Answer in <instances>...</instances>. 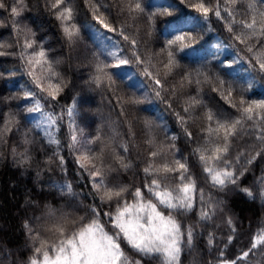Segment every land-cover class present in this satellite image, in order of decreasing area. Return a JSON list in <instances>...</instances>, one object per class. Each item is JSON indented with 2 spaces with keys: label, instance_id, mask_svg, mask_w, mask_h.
<instances>
[{
  "label": "trees",
  "instance_id": "16d2710c",
  "mask_svg": "<svg viewBox=\"0 0 264 264\" xmlns=\"http://www.w3.org/2000/svg\"><path fill=\"white\" fill-rule=\"evenodd\" d=\"M48 2L27 0L29 11L17 18L19 31L12 26L9 14L0 10V22H3L0 23V44L6 45L0 48V52L5 53L0 55V264H27L32 256V241L25 224L39 229L47 221L49 210H60L71 220L88 216V209L93 204L101 207L98 198L94 199L87 173L82 174L69 153L70 125L78 129L76 135L79 138L100 137V142L92 147L97 152L104 148L105 162L111 166L104 178L113 186L142 187L146 179L143 169L150 162L151 151L162 150V157L156 158L157 163L162 159L169 162L180 159L188 164L189 174L197 187L196 207L179 219L185 227L193 228L194 241L191 247H183L179 264H219L220 260H235L242 252L248 251L253 237L264 230V199L259 195L264 188V156L252 164L247 161L257 151L264 150V141L256 139V126L245 122L239 135L232 140L228 153L230 170L244 175L238 180V186L228 185L223 190L212 185L195 149L205 145L203 129L207 125L205 113L208 109L236 119L240 114L231 107L233 102L238 103L241 97L264 99V72L258 70L256 63L257 57L264 59V50L256 47L249 53L245 44L232 39L226 20L210 16L208 21L203 20L199 25L182 27L193 35L199 33L200 38L196 42H186L190 46L182 51L174 49L175 67L168 73L164 67L168 59L166 41L174 38V31L165 26L187 14L199 16L189 6L199 0H185L184 4L179 0H144L148 11L179 9L171 17L157 16L154 20H148L146 15H136L133 19L126 12L120 13L117 7L126 0H101L109 7L107 11L101 8L96 15L106 18L117 28L123 27L125 35L137 41L135 49L118 33L108 32L93 19L91 8L96 0H89L88 4L84 0H68L67 6L74 9V22L79 28V37L70 43L60 21L46 7ZM215 2L211 0L212 4ZM249 2L238 0L237 4L228 5L234 10L236 20L245 18ZM7 3L13 1L7 0ZM222 15L226 16L223 11ZM97 30L102 36L96 35ZM235 30L241 31L239 25ZM26 38L36 42L32 49L41 50L42 47L53 69L68 85L56 101L41 99V111L54 114L57 120L51 128L47 122L36 127L44 120L41 112L25 111L26 106L33 104L32 100L24 99L25 91L34 90L37 98L41 96L33 83V76L28 74L25 60L21 59ZM211 42L214 43L212 48L210 45L198 50ZM249 43L255 44V41ZM112 50L132 61L122 66L130 79L113 77L116 80L115 93L105 87L97 88L92 83L96 75L107 83V76L96 71V54L104 53L99 61L106 63L111 60L106 53ZM134 51L143 61L139 66L133 57ZM228 64L232 66L229 68ZM145 69L153 76H146ZM104 71L115 73L117 69ZM157 76L165 81L163 101L153 91V80ZM219 80L226 81L224 87H220ZM43 82L47 86L45 79ZM229 85L231 93L227 91ZM132 97L143 98L144 102L127 104ZM117 98L125 103H118ZM193 98L199 100L200 105L184 112ZM73 106L74 123L67 115V110ZM122 107L125 115L120 114ZM177 113L184 117L185 123H181ZM145 121L150 122L151 128L146 127ZM185 128L192 133L191 138L185 135ZM25 138L28 143L24 142ZM50 138L59 143H50ZM173 144L175 148L171 147ZM121 145L127 147V152ZM13 149L16 150L15 156ZM117 155L131 165L127 170L120 166ZM59 156L65 159L63 168ZM165 183L174 187L176 181L169 176ZM69 184L75 195L67 192L66 185ZM241 188L250 189L253 197L247 196ZM200 190L203 202L200 201ZM211 205L215 206V215L210 220H201V207L207 209ZM229 219L233 222L231 226L227 223ZM210 236L211 245L208 243ZM229 236L233 237L231 243H228ZM125 250L133 258L142 260V264H162L160 257H141L131 249ZM238 264H264V245L252 249L249 256Z\"/></svg>",
  "mask_w": 264,
  "mask_h": 264
},
{
  "label": "snow or ice",
  "instance_id": "6c2138e0",
  "mask_svg": "<svg viewBox=\"0 0 264 264\" xmlns=\"http://www.w3.org/2000/svg\"><path fill=\"white\" fill-rule=\"evenodd\" d=\"M84 2L88 4L89 0H84ZM179 3L184 4L185 0H179ZM221 3L224 4L223 9ZM237 3L238 0H216L215 4H212L211 0H199L189 6L204 21H208L210 16H215L217 20H226L227 31L232 34V39L245 44L249 53H252L256 47L264 50V0H250L249 11L245 18L240 20L235 19L234 10L228 7V5ZM67 5L68 0H49L46 7L53 11L56 19L60 21L66 39L72 43L79 37V28L74 22V9ZM108 7L101 3V0H96L91 8L93 19L108 32L118 33L135 49L137 41L131 39L129 35H125L123 27L117 28L106 18L102 19L100 15H96L101 8L107 11ZM0 10H5L9 14L12 26L19 31L20 29L16 27L19 23L17 18L29 11V6L27 0H15L12 4L7 3V0H0ZM117 10L122 14L126 12L133 19L136 15H146L148 20H154L157 16L171 17L179 9L169 11L164 8L159 11H148L144 0H126V3H119ZM222 11L226 16L222 15ZM169 23H175L177 27L173 33L174 38L166 41L168 59L164 67L168 69V73L175 67L174 49L182 51L190 46L186 42H196L200 38L199 33L193 35L191 31H185L180 27L179 17ZM236 25H239L240 32H236ZM26 28L27 26H25ZM253 40L255 44L249 43ZM35 43L34 40L28 41L26 38L24 48H33ZM4 47H6L5 44H0V48ZM0 55H5V53L0 52ZM96 55L98 60L96 71L107 76V83L102 81L100 75L94 76L92 83L97 88L105 87L115 93L116 80L113 77L130 79L128 74L123 71L122 66L130 64L132 61L127 56H118L116 52L112 51L106 53L107 57H111V60L106 63L99 61L100 55H105L104 53L98 52ZM133 57L138 66L143 63L135 51ZM21 59H24L23 52ZM256 63L258 70L264 72V59L257 57ZM35 65H40L41 68L47 66L49 73L45 77L47 86L43 81H37L35 78L33 71ZM26 66L30 69L28 74L33 76V83L39 89L41 96L37 98V93L34 90L25 91L24 99L33 101L32 106H26L25 111L28 113L41 112L44 120L38 122L36 127L47 122L48 127L51 128L57 123V120L54 114H44L41 111L43 108L41 99L56 101L68 85L64 82L63 77L53 69V64L47 59L42 47L40 51H33ZM231 66V64L227 65L229 68ZM105 69H117V71L115 73L105 72ZM144 74L148 77L153 76V73L147 69L144 70ZM53 80L56 82L53 83ZM153 83L155 96L163 101L162 92L165 88V81L157 76ZM189 83H191L190 80ZM218 84L220 87H224L226 81L219 80ZM227 91L232 92L230 85ZM117 102L125 103L119 98H117ZM143 102V98L132 97L126 103L136 105ZM200 103L199 100L193 98L188 107L184 108V112H188L190 108L200 105ZM231 107L237 109L240 114L239 118L231 119L208 109L205 113L207 125L203 129L206 133L205 145L195 149V154L198 155L199 161L204 166L203 171L211 179L212 185L218 186L221 190L228 185L238 186V180L244 175L243 172L237 174L235 170H230L231 161L228 158V153L232 140L239 135L245 122H252L258 132L256 139L264 141V99L247 100L241 97L238 103L233 102ZM120 114L125 115L123 107ZM67 115L73 118L74 123V106L67 110ZM177 117L181 123H185L184 117L179 113H177ZM145 125L151 128L150 122L145 121ZM70 129L69 153L73 155L74 163L82 170V174L87 173L95 194L94 199L98 198L101 207L93 204L88 209V216H80L71 220L67 214H57L55 210H49L46 215L48 223L42 224L39 229L26 223L25 228L32 241V256L29 257L27 264H142L140 259L131 260L125 248L133 250L141 257H160L162 264H179L183 247H191L194 241L193 228L185 227L179 219V216L192 212L196 207L197 187L195 180L189 174L188 164L181 162L180 159L171 162L162 159L160 163H157L156 158L162 157V150L151 151L150 162L143 169L146 179L142 187L130 189L123 185L113 186L107 183L104 178L106 171L111 170V166L107 165L104 159V148L97 152L92 147L100 142V137L96 136L82 143L76 135L78 129L71 125ZM184 131L185 135L191 138L192 133L187 128ZM172 139L175 140V137ZM24 142L28 143L26 138ZM49 142L59 143L51 138ZM120 147L124 152H127L128 149L125 145ZM171 147L175 148V145L173 144ZM177 151L179 150L177 149ZM12 152L15 156L16 150L13 149ZM261 156H264V150L257 151L247 163L252 164ZM24 158L22 155L21 160ZM238 159L239 157H237ZM116 160L125 170L131 166L124 161L122 156L117 155ZM59 163L63 168L65 165L63 156H59ZM169 176L176 181L174 187L165 183ZM66 190L69 194L75 195L70 184L66 185ZM240 190L247 196L253 197V192L250 189L241 188ZM259 195L264 199V188L260 190ZM200 201L203 202L202 190H200ZM105 207L107 210H104ZM214 215V205L207 209L201 207L199 212V217L203 221L212 219ZM227 223L231 226L233 222L229 219ZM232 230L235 231L234 228ZM45 232L49 234L47 237L43 235ZM232 239L233 237L229 236L228 243H231ZM208 243L209 245L213 243L211 236ZM260 245H264V230L253 237L251 248L248 251L242 252L235 260H220L219 264H238V261L246 259L250 251ZM221 256H223V252H221Z\"/></svg>",
  "mask_w": 264,
  "mask_h": 264
},
{
  "label": "rangeland",
  "instance_id": "374dc122",
  "mask_svg": "<svg viewBox=\"0 0 264 264\" xmlns=\"http://www.w3.org/2000/svg\"><path fill=\"white\" fill-rule=\"evenodd\" d=\"M13 1V3L15 2V0H12ZM203 22V19H200L199 18V16H196V15H191V14H187V15H184V16H182V17H180V27H183V26H195V25H199V24H201ZM177 27V25L175 24V23H167L166 24V26H165V28L167 29V30H169V31H174L175 30V28ZM96 35L97 36H100L101 35V31H99V30H97L96 31ZM102 36V35H101ZM213 42V41H212ZM211 42V43H212ZM209 43V44H205L203 47H201L200 49H198V50H203V49H207L208 47H210V45H211V48H212V45L214 44V43ZM102 45L104 46V44L102 43ZM196 47V46H195ZM40 51L38 48H34V49H32V48H28V49H25L24 47L22 48V52H23V54H24V60H25V62L27 63V60L29 59V57H31L32 56V53H33V51ZM21 52V53H22ZM112 52H113V50H112ZM47 55V54H46ZM37 59H39L38 57H37ZM47 59H48V57H47ZM49 60V59H48ZM27 67V66H26ZM28 68V67H27ZM29 68H28V72H29ZM33 71H34V76H35V78L38 80V81H43L44 79H45V77H47L48 76V71H47V66L45 65L43 68H41V66L40 65H35V67H34V69H33ZM80 140H81V142L83 143L86 139H82V138H79ZM51 210H54V209H51ZM55 212L57 213V214H61V213H63V212H61L60 210H55ZM68 216V215H67ZM46 223H48L47 221L44 223V224H46ZM260 234V233H259ZM45 237H47L49 234L47 233V232H45L44 234H43ZM128 256H129V258L131 259V260H137V259H135V258H133L132 256H130L129 254H128Z\"/></svg>",
  "mask_w": 264,
  "mask_h": 264
}]
</instances>
